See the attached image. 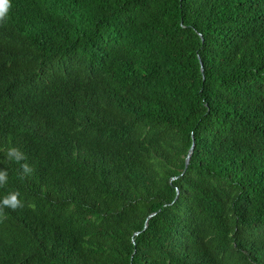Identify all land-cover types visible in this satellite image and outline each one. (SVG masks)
I'll return each instance as SVG.
<instances>
[{
  "label": "trees",
  "instance_id": "trees-1",
  "mask_svg": "<svg viewBox=\"0 0 264 264\" xmlns=\"http://www.w3.org/2000/svg\"><path fill=\"white\" fill-rule=\"evenodd\" d=\"M0 264H264V0H0Z\"/></svg>",
  "mask_w": 264,
  "mask_h": 264
},
{
  "label": "water",
  "instance_id": "water-1",
  "mask_svg": "<svg viewBox=\"0 0 264 264\" xmlns=\"http://www.w3.org/2000/svg\"><path fill=\"white\" fill-rule=\"evenodd\" d=\"M191 153H192V148L190 149L189 154H188V156L186 158V161H185V169H186V167H187V165L189 163V159H190Z\"/></svg>",
  "mask_w": 264,
  "mask_h": 264
}]
</instances>
